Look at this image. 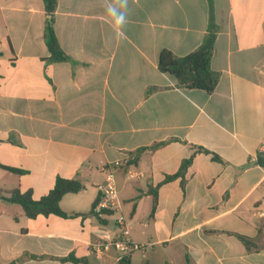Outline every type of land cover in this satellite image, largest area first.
<instances>
[{"label": "crops", "instance_id": "1", "mask_svg": "<svg viewBox=\"0 0 264 264\" xmlns=\"http://www.w3.org/2000/svg\"><path fill=\"white\" fill-rule=\"evenodd\" d=\"M129 5L119 38L104 0H58L70 60L48 63L43 0H0V164L23 171L0 167V263L115 264V250L96 256L91 242L117 235L118 214L90 212L103 165L130 156L116 173L120 214L152 246L129 264H264V0H214L212 94L178 87L158 66L164 49L200 46L208 0ZM192 156L184 185L161 184ZM58 177L84 186L60 202L69 217L30 219L3 199L19 189L39 200Z\"/></svg>", "mask_w": 264, "mask_h": 264}, {"label": "trees", "instance_id": "2", "mask_svg": "<svg viewBox=\"0 0 264 264\" xmlns=\"http://www.w3.org/2000/svg\"><path fill=\"white\" fill-rule=\"evenodd\" d=\"M43 2L46 11L44 38L49 51V57L46 60L48 63L67 62L70 60V57L61 47L55 32V13L58 6V0H43ZM208 4L209 19L207 32L200 46L185 56H177L170 50L164 49L160 52L158 66L161 72L171 75L177 81L178 87L202 90L208 94H212L220 79V74L212 69L211 61L213 58L215 43L221 28L216 22L214 0H208ZM200 151L208 153L205 149H200ZM192 160L193 156L185 159L181 163L179 170L173 175L166 176L161 184L182 178V184L184 185V176L188 167L191 165ZM257 161L264 166V155L259 154ZM0 167L17 174L23 173V171L19 169L2 164H0ZM82 190H84V186L80 182L58 177L54 188L39 200L33 198L31 191L21 192L19 189H14L8 192V197H3V199L7 202L20 205L26 216L30 219L36 218L39 215L69 217L71 215L61 209L60 202L65 195L79 193ZM151 193L153 195L154 209L157 205L158 199L157 189L152 190ZM97 201L98 198L93 204V208ZM93 208L90 213H93ZM240 238L245 245L248 246L250 244L248 239L243 237ZM31 257L39 259L42 256ZM67 260L76 263L83 262V259H77L72 255L68 257ZM8 264H18V262L14 261ZM127 264H129V261H127Z\"/></svg>", "mask_w": 264, "mask_h": 264}, {"label": "built area", "instance_id": "3", "mask_svg": "<svg viewBox=\"0 0 264 264\" xmlns=\"http://www.w3.org/2000/svg\"><path fill=\"white\" fill-rule=\"evenodd\" d=\"M259 154L264 155V136L259 146ZM133 158L126 156L121 159L109 161L103 165L105 173L104 182L98 187L99 198L93 208L96 215L104 212L117 213L116 226L118 233L116 236H106L91 242L92 252L96 256H102L111 249L117 252L115 264H127L129 258L138 251H145L152 246L151 243H137L131 237V227L126 217L120 214L121 201L119 198V190L116 182V173L120 168L127 167L131 164ZM129 176L133 177L134 173L129 172Z\"/></svg>", "mask_w": 264, "mask_h": 264}, {"label": "clouds", "instance_id": "4", "mask_svg": "<svg viewBox=\"0 0 264 264\" xmlns=\"http://www.w3.org/2000/svg\"><path fill=\"white\" fill-rule=\"evenodd\" d=\"M104 9L107 16L106 22L114 27L119 38L124 37V29L129 22V0H104Z\"/></svg>", "mask_w": 264, "mask_h": 264}]
</instances>
